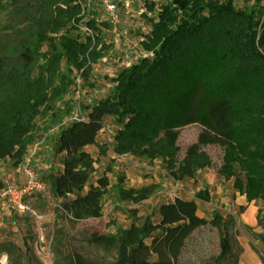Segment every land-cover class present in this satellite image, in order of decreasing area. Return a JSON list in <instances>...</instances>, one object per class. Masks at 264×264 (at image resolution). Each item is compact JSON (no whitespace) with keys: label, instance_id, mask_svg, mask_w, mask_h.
Segmentation results:
<instances>
[{"label":"trees","instance_id":"16d2710c","mask_svg":"<svg viewBox=\"0 0 264 264\" xmlns=\"http://www.w3.org/2000/svg\"><path fill=\"white\" fill-rule=\"evenodd\" d=\"M92 1L6 2L24 27L13 29L9 39L0 35V162L21 166L34 144L37 119L53 114L60 120L53 106L109 52L100 32L108 24L96 21ZM145 7L152 16H143L150 30L142 34L140 48L148 56L121 70L109 96L79 107L83 119L55 136L53 154L63 157L62 167L44 183L58 202V214L75 222L102 218L110 183L106 174L91 182L97 160L85 148L95 146L100 157L107 156L108 148L96 139L108 119L117 127L114 154L160 161L175 183L212 168L206 148L221 150L218 176L231 181L247 205L259 202L261 233L240 227L252 248L256 241L264 252V10L250 13L230 0H170ZM188 126L199 127L198 137L181 156L179 134ZM4 188L0 179V194ZM117 194L121 202L137 205L152 192L145 187ZM208 199L206 188L194 200L175 198L140 224L132 210L126 230L93 234L87 242L114 252L112 264H239L244 253L236 216L214 211L210 219L198 217L196 202ZM238 209L242 215L247 208ZM204 228L217 231L215 255L203 254L195 243ZM68 263L94 264L79 256Z\"/></svg>","mask_w":264,"mask_h":264},{"label":"rangeland","instance_id":"374dc122","mask_svg":"<svg viewBox=\"0 0 264 264\" xmlns=\"http://www.w3.org/2000/svg\"><path fill=\"white\" fill-rule=\"evenodd\" d=\"M5 0L0 6V35L7 38L16 27L23 28L20 15L8 7ZM170 0H115L117 10L112 15L106 12V7L100 0L91 3L92 11L97 15L96 21L99 25L108 24L107 28L101 27V36L111 48L104 58L94 65L89 78H77L76 90L66 95L61 103L53 106V111L60 113L61 119L54 120V115L37 119L34 144L26 154V158L20 167L14 168L6 160L0 162V179L4 187H12L17 191L24 188L25 177L22 166L28 161L31 169L37 174L40 183L50 173L61 171L62 156L53 154V145L56 134L60 128L70 122L83 119L79 107H91L96 102L109 96L113 89L112 79L121 70L135 64L138 60L148 55L140 48L143 39L142 34L150 30L144 15L145 4L153 2L156 5L169 2ZM234 7L250 13L264 10V0H230ZM21 24V25H20ZM72 91V89H71ZM65 104L68 107L65 108ZM69 108L70 114H66ZM52 111V113H53ZM104 128L97 136L99 145L108 148L107 156L100 157L98 149L87 147L85 151L97 160L94 164L95 172L91 182L106 174L110 183V192L103 201V216L96 220H81L75 222L69 218H62L58 214V202L50 194L46 185L44 193L27 195L25 200L42 215L44 220L35 222L28 216H20L7 207L8 201L0 199V264H70L68 259L79 256L94 264H112L115 257L114 252H104L101 248L87 242L89 236L115 235L126 230L131 223V211L137 212L136 222H140L154 213L155 208L164 203L172 202L175 198L194 200L196 194L207 189L208 202L198 200V217L210 219L214 211L223 216L228 213L236 216V234L241 246L245 247L246 254L243 264H264V252L260 243L254 241L252 248L249 238L245 235L240 224L254 228L255 233H261L257 227L256 214L260 209L259 202L253 204L249 211L239 214L240 200L232 188L231 181L220 178L216 172L221 159V150L215 147L206 148L213 161L210 169L200 170L191 179H185L183 183H175L165 171L160 161L149 163L144 159L135 158L130 155L118 156L114 154L113 135L116 126L105 120ZM198 126L182 128L179 134L178 146L181 156L190 144L196 142ZM111 170V171H109ZM123 178V184L119 180ZM149 188L152 194L150 198L134 205L121 202L118 198L119 189ZM247 210V209H246ZM157 216L153 218L155 221ZM195 243L205 255H215L218 247V234L214 229L204 228L194 237ZM252 253H251V252ZM256 257V259H255Z\"/></svg>","mask_w":264,"mask_h":264},{"label":"built area","instance_id":"2783aa9c","mask_svg":"<svg viewBox=\"0 0 264 264\" xmlns=\"http://www.w3.org/2000/svg\"><path fill=\"white\" fill-rule=\"evenodd\" d=\"M101 2L106 7L108 14L112 15L116 12L115 0H101ZM22 171L25 177L24 188L21 191H17L12 187H5L0 194V199L8 201L7 207L13 213L20 216H28L35 222L41 223L44 220V215L38 210L36 211L25 198L30 194L44 193L46 185L39 182L37 174L31 169L28 161L23 164Z\"/></svg>","mask_w":264,"mask_h":264},{"label":"crops","instance_id":"0c3cea01","mask_svg":"<svg viewBox=\"0 0 264 264\" xmlns=\"http://www.w3.org/2000/svg\"><path fill=\"white\" fill-rule=\"evenodd\" d=\"M238 196H239V195H238ZM239 200H240V202H241V203H240V206H246V208H247L246 211H249V210L251 209V207L253 206V204H254V203H251V204L247 205L244 196H242V197L239 196ZM242 248H243V253H244V255L242 256V258H241L239 264H243V259H244L245 254H246V253H245V252H246L245 247L242 246ZM250 252H251V251H250ZM251 253H252V252H251ZM255 259H256V257H255ZM246 264H248V263H246ZM253 264H256V263L254 262Z\"/></svg>","mask_w":264,"mask_h":264}]
</instances>
